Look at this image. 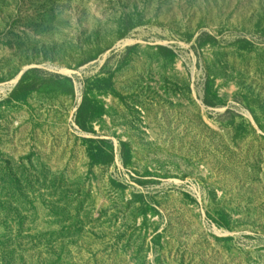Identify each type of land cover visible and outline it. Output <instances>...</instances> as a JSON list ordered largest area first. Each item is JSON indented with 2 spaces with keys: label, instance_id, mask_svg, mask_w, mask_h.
<instances>
[{
  "label": "rangeland",
  "instance_id": "374dc122",
  "mask_svg": "<svg viewBox=\"0 0 264 264\" xmlns=\"http://www.w3.org/2000/svg\"><path fill=\"white\" fill-rule=\"evenodd\" d=\"M0 264H264V0H0Z\"/></svg>",
  "mask_w": 264,
  "mask_h": 264
}]
</instances>
